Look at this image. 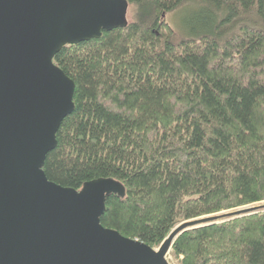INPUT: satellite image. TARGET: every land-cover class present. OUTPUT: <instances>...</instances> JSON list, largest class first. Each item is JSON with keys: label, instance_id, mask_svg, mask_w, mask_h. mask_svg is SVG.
I'll use <instances>...</instances> for the list:
<instances>
[{"label": "trees", "instance_id": "obj_1", "mask_svg": "<svg viewBox=\"0 0 264 264\" xmlns=\"http://www.w3.org/2000/svg\"><path fill=\"white\" fill-rule=\"evenodd\" d=\"M126 1L124 27L54 55L74 109L42 170L77 190L117 180L101 225L155 248L184 220L264 200V0ZM187 4L184 38L164 16ZM170 254L264 264V210L186 230Z\"/></svg>", "mask_w": 264, "mask_h": 264}, {"label": "water", "instance_id": "obj_2", "mask_svg": "<svg viewBox=\"0 0 264 264\" xmlns=\"http://www.w3.org/2000/svg\"><path fill=\"white\" fill-rule=\"evenodd\" d=\"M127 9L126 0H0V264H169L182 232L264 207L184 220L153 248L101 225L105 197L124 192L117 180L77 190L47 179L46 154L74 109V83L54 55L124 27Z\"/></svg>", "mask_w": 264, "mask_h": 264}, {"label": "rangeland", "instance_id": "obj_3", "mask_svg": "<svg viewBox=\"0 0 264 264\" xmlns=\"http://www.w3.org/2000/svg\"><path fill=\"white\" fill-rule=\"evenodd\" d=\"M196 8V6L194 5H185L182 6L178 9H175L171 12H168L165 16L164 19L165 21L173 28V30L177 33L178 36L180 37H184V38H188L191 36H194L196 32H198L197 26L196 29L190 28L192 25H197L199 22V19L197 17H195L194 15L191 14V12H187V11H192ZM128 20L131 19L130 15H127ZM184 26H187V28L185 29ZM260 205H264V200L263 201H259V202H254L251 204H246L243 206H239L236 208H231V209H227V210H223V211H219L217 213H213V215H217L220 213H225V212H232V211H237L239 209H244V208H249V207H258ZM264 210V207H258L253 209L251 212L249 213H245L242 215H247V214H251V213H255V212H259ZM240 215V216H242ZM237 215H233V216H226L223 218H220L218 220L219 221H224L227 219H232ZM157 248V247H155ZM171 250V249H170ZM170 250L166 255V259L169 262V264H178L176 260H174V258L172 257V255L170 254Z\"/></svg>", "mask_w": 264, "mask_h": 264}]
</instances>
